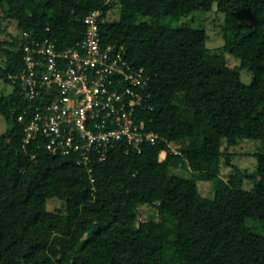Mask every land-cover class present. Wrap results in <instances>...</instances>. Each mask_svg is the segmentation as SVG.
I'll list each match as a JSON object with an SVG mask.
<instances>
[{
	"label": "trees",
	"instance_id": "16d2710c",
	"mask_svg": "<svg viewBox=\"0 0 264 264\" xmlns=\"http://www.w3.org/2000/svg\"><path fill=\"white\" fill-rule=\"evenodd\" d=\"M113 4L0 0V32L10 37L0 42V80L13 86L0 95L9 124L0 133V264H264V152L248 174L223 150L264 142V0H118L116 19ZM96 10L101 47L122 50L151 76L136 88L145 96L133 119L156 139L140 148L118 141L86 166L77 153L49 151L40 133L27 137L32 111L52 96L42 90L29 100L20 76L27 46L47 39L57 52L78 48ZM196 11L225 15L223 51L239 67L210 51L204 29L172 25ZM242 70L253 73L251 84ZM178 168L191 176L171 172ZM198 181L211 182L214 196L202 195ZM51 201L62 207L50 209Z\"/></svg>",
	"mask_w": 264,
	"mask_h": 264
},
{
	"label": "built area",
	"instance_id": "2783aa9c",
	"mask_svg": "<svg viewBox=\"0 0 264 264\" xmlns=\"http://www.w3.org/2000/svg\"><path fill=\"white\" fill-rule=\"evenodd\" d=\"M100 16L96 10L86 17V38L76 49L57 52L47 39L27 46V69L20 76L29 100L41 97L42 90L52 96L48 104L40 101L32 111L27 137L40 133L47 138L49 151L77 153L78 164L86 166L94 155L105 159L118 141L140 148L156 139L133 119L134 107L145 96L136 88L146 87L151 76L144 68L131 66L122 50L101 47ZM25 113L19 115L20 121Z\"/></svg>",
	"mask_w": 264,
	"mask_h": 264
},
{
	"label": "rangeland",
	"instance_id": "374dc122",
	"mask_svg": "<svg viewBox=\"0 0 264 264\" xmlns=\"http://www.w3.org/2000/svg\"><path fill=\"white\" fill-rule=\"evenodd\" d=\"M107 2L114 4L112 5V9L110 11V17L112 19H116L119 17V5L118 0H106ZM225 15L223 13L218 12H202L196 11L189 16L182 17L178 21H174L172 23L173 26L176 27H191V28H202L207 32L208 35V47L211 52L217 54H224L229 61L232 67L240 66V59L234 57L229 53H225L223 51L224 46V38L222 32V25L224 22ZM9 33L0 32V42L3 43L5 41H9ZM242 81L246 84H251L253 81V73L251 71L242 70L241 71ZM13 86L11 84L4 83L0 80V95L1 94H9L12 92ZM9 128V124L5 120V118L0 114V133H4ZM174 148V147H173ZM223 150L228 153H234L232 158V163L238 166L240 169L246 171L248 174H252L257 168V158L255 153H263L264 152V142L256 139H244L239 141L236 145L230 147L225 143L223 145ZM166 157V153L162 152L160 155V159H164ZM224 161V157L222 158ZM173 174H177L183 177L191 176V172L188 169L178 168L173 169L171 171ZM230 173H232V168L223 166L222 175L227 177ZM198 186L200 193L202 195L213 197L214 191L211 182L206 181H198ZM254 187V183L246 179L244 180L243 188L252 189ZM58 207H62V202L60 201H51L49 202V208L55 209ZM143 215L147 217H151L154 215V210L152 209H143ZM250 227L256 234H262L263 228L262 224L259 221L253 220L249 221Z\"/></svg>",
	"mask_w": 264,
	"mask_h": 264
}]
</instances>
